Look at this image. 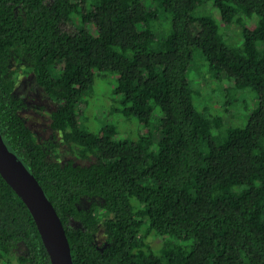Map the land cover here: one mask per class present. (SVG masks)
<instances>
[{
    "label": "trees",
    "instance_id": "1",
    "mask_svg": "<svg viewBox=\"0 0 264 264\" xmlns=\"http://www.w3.org/2000/svg\"><path fill=\"white\" fill-rule=\"evenodd\" d=\"M196 51L226 92H257L244 126L197 107ZM26 68L56 105L52 130L87 163L38 141L16 95ZM104 71L121 96L108 116L137 118L135 140L81 122ZM0 132L55 207L74 264H264V0H0ZM0 264H51L1 174Z\"/></svg>",
    "mask_w": 264,
    "mask_h": 264
},
{
    "label": "rangeland",
    "instance_id": "2",
    "mask_svg": "<svg viewBox=\"0 0 264 264\" xmlns=\"http://www.w3.org/2000/svg\"><path fill=\"white\" fill-rule=\"evenodd\" d=\"M210 6L205 7V9ZM164 19L161 21L158 36L165 35ZM79 27L78 21L74 20L67 26V31L71 34L77 32ZM229 35H233V31H228ZM202 61V53L195 52V58L192 62V69L189 71V77L193 81L194 88L201 96L195 97L197 107L208 106L213 109L219 116H222L227 125L235 124V126H244L249 115L258 106V94L252 89H246L241 92L232 91L226 92V87L218 86V82L211 78L205 71ZM62 65L56 66L60 69ZM203 73V76H202ZM17 78L16 95L23 98L25 107L22 110V115L28 121V125L35 133L39 142H43L51 146L52 154L61 156V161L73 159L77 163L85 164L88 160L78 158L76 148L64 145L60 136H58L51 128L50 113L56 108L45 95L44 91L36 85L34 75L28 68L19 72ZM118 75L111 71L100 72L96 78L94 87L87 95L84 96L83 102L80 104L82 114L81 122L84 127L91 131L98 132L104 126L115 125L118 128L120 136H129L135 140L139 132L142 131V125L137 118L131 117L126 119L122 115H109V111L119 107L121 99L120 95H116L114 90L117 87ZM230 83V84H228ZM200 85L203 89H201ZM224 102L226 104H224ZM229 104V106H228ZM157 138L160 137L158 131H154ZM57 150V153H55ZM99 243L104 238H99ZM150 243L156 247L160 241L154 237L149 238Z\"/></svg>",
    "mask_w": 264,
    "mask_h": 264
},
{
    "label": "water",
    "instance_id": "3",
    "mask_svg": "<svg viewBox=\"0 0 264 264\" xmlns=\"http://www.w3.org/2000/svg\"><path fill=\"white\" fill-rule=\"evenodd\" d=\"M0 174L30 211L51 264H74L65 227L36 177L9 150L0 132Z\"/></svg>",
    "mask_w": 264,
    "mask_h": 264
}]
</instances>
